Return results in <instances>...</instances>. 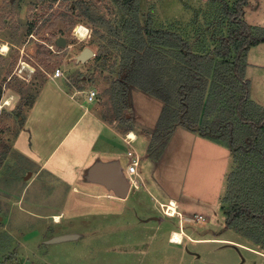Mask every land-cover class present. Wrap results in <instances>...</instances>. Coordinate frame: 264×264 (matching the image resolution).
<instances>
[{
	"label": "rangeland",
	"instance_id": "obj_1",
	"mask_svg": "<svg viewBox=\"0 0 264 264\" xmlns=\"http://www.w3.org/2000/svg\"><path fill=\"white\" fill-rule=\"evenodd\" d=\"M235 1L138 0L139 17L142 24L151 17L153 29L181 33L196 52L204 53L219 46L227 35L232 26L227 14ZM77 2L88 5L89 16L74 7ZM243 18L255 34L264 36V0H248ZM127 19L117 0H0V233L13 236L9 250L17 251L16 259L5 264H264V251L228 229L222 238L262 253L228 240L189 242L175 248L163 238L167 225L180 233L190 229L200 237L212 238L223 232L220 196L224 184L216 193L214 182L208 192L195 188L192 194H185L190 191L186 186L190 175L185 183L181 168L173 167L172 152L159 162L148 156L164 103L134 85L128 87L124 100L115 83L122 78L120 50L110 42L118 36L109 31L107 22L120 27ZM81 25L88 30L85 39L75 32ZM61 35L67 46L56 45ZM4 44L8 46L5 52ZM86 46L95 53L102 51L101 57L77 61ZM249 51L246 78L250 87L252 82L254 97L264 103V42ZM56 68L64 74L54 79ZM89 88L98 93L91 110L110 128L76 105L87 99ZM124 102L128 105L119 114ZM138 126L147 129L150 139L142 137L134 145L141 158L138 169L142 180L133 184L126 202L108 197L107 190L94 182L78 181L82 168L97 157H108L104 150L111 145L101 140V135L122 155L119 163L126 173L129 147L117 132L125 136ZM32 162H46V170L61 168L63 180L74 179L72 186ZM167 193L178 195L191 218L178 214L176 201L177 216L168 219L158 202L160 198L167 203L170 199L163 198ZM56 209L65 213L60 223H54L52 216L32 214L45 215ZM194 215L204 219L196 220ZM156 217L162 218L163 229ZM137 220L140 224L132 225ZM62 231L81 237L48 242L50 235ZM185 248L200 252L201 258L191 256Z\"/></svg>",
	"mask_w": 264,
	"mask_h": 264
},
{
	"label": "trees",
	"instance_id": "obj_2",
	"mask_svg": "<svg viewBox=\"0 0 264 264\" xmlns=\"http://www.w3.org/2000/svg\"><path fill=\"white\" fill-rule=\"evenodd\" d=\"M117 3L128 19L120 27L107 24L120 38L110 42L120 50L122 78L115 83L121 96L125 100L128 87L134 85L164 103L148 156L155 160L161 157L177 126L230 148L232 167L220 204L225 228L263 252L264 106L251 98L245 60L252 47L264 42V36L255 34L254 27L243 18L248 0L235 1L227 14L232 24L227 35L219 46L204 53L196 52L175 30L153 29L151 17L142 24L138 0ZM74 7L89 16L88 5L77 2ZM101 52H96L97 59ZM126 105L124 102L119 114ZM126 117L130 118L129 112ZM12 241L9 232L0 233V264L16 259L17 251L9 250Z\"/></svg>",
	"mask_w": 264,
	"mask_h": 264
},
{
	"label": "crops",
	"instance_id": "obj_3",
	"mask_svg": "<svg viewBox=\"0 0 264 264\" xmlns=\"http://www.w3.org/2000/svg\"><path fill=\"white\" fill-rule=\"evenodd\" d=\"M251 98L255 102L264 106V103H262L261 101H259L257 98L254 97L252 82H251ZM96 100H97V98H96ZM96 100L90 102L87 99H85L83 102H75V103H77L76 105L79 104V106L84 108L85 112H88V113L91 112L94 119H96V121L98 123L100 122L104 127L110 128L109 126H107L105 121L100 116H98L97 114H95L91 110V108H92L91 104L94 103ZM111 130H113V129L111 128ZM132 131L135 132V135L137 137L133 143V147L135 144H137L140 141V139L142 137H145L147 140L148 137L145 134V133H147V129H144V128L138 126V127L133 128V129H129L128 132H132ZM117 133L119 134V136L123 140V142H125L124 141L125 136L124 135L122 136L121 133H119V132H117ZM100 137H101V140L107 141L111 145V147L108 148L107 151L104 150L105 154H108V157H104L105 159H103L101 157H97L91 164L82 168V170L78 173L80 178H79V180L78 179H76V180H78L80 183L86 182L88 184H90L91 182H94L96 185L103 186L107 190L106 193H108L107 194L108 197L126 202V200H128L130 198V195L132 193V189H133L134 185H130V188L128 190L126 197H120L116 194V192L112 188H109L106 184L99 182V181H93V180L89 179V172L95 164L97 165V164L117 163L120 166L119 161L121 160L122 155L116 151L115 145L112 144L111 141L109 142L107 139H104L105 137L102 139V135ZM149 139L150 138H148V140ZM128 147H129V145H128ZM129 149H130V147H129ZM168 151L172 152V157L174 160L173 167H177L178 169L181 168L180 172L183 173V176H185L183 179L185 183L187 182L186 179L188 177V174L190 175V181L187 182V185H186L188 188H190V191L186 192V190H185V194H187V193L189 195L192 194L195 191V188L200 189V190H206V192H208L209 188L211 186H213L214 182H216L215 193H216V189L219 190L220 187L223 186V184H224V191L226 190L227 175L230 172L231 167H232V154H231L230 148L204 137L203 135H201L197 131L190 130L184 126H177L173 130V133L170 137V140H169L168 144L166 145L161 157L157 160H155V159H152V160L154 162L161 161V159H163L166 156ZM29 160H30V158H29ZM140 160H141V158H140ZM30 161H32V160H30ZM129 162H130V158H129L128 163ZM32 163L34 165H36L40 170L46 171V172L58 177L60 179V181L67 183L69 186H72L74 179L72 178L73 180L72 179L63 180V178L59 174L62 172L61 168H59L58 171L56 169H55L56 171H52L50 169L46 170L47 169L45 167L46 162L42 163L41 165L36 164L35 162H32ZM138 171H139V169H138ZM139 174H140V171H139ZM125 175H126V173H125ZM195 178H197L199 180H195ZM224 178H225V181H224ZM200 179H202V180H200ZM140 180H142L141 174H140ZM194 184L199 185V187H196ZM180 185H185V184L180 182ZM184 188L185 187H182V189H184ZM26 190L28 191V188H26L24 190V193L26 192ZM57 191H58V189L56 190V192ZM224 191H223L222 195L220 196L221 199H222V196L224 195ZM24 193H23V195H24ZM98 194H99V196H101L102 193H98ZM183 195H184V193L180 196H183ZM220 197H218V199ZM163 198L168 199V200L170 199V200L177 201V203L179 204V214L182 216L191 218L190 217L191 215H188L186 213L187 210L182 209L178 195H171V194L167 193L166 195H163ZM158 202H160L159 204L164 203L160 198L158 199ZM28 211L30 212L29 209H28ZM32 214L37 216V217H40V218H50L51 216L54 218L55 215L56 216L59 215L60 216L59 220H56L54 218L55 219L54 223L62 222V219L64 218V215H65L63 210H60V212H59L58 209H56L55 211L49 210V212L45 215L41 214V213H36V214L32 213ZM196 214H198V213H196ZM175 216H177V215H175ZM175 216H167V217H168V219H170V218H174ZM199 216H201V215H194L196 220L201 219V218H199ZM155 221L158 222V224H159L158 227L160 229H163L164 224L161 223L162 218L159 219L158 217H156ZM138 222H141V221L137 220V222H134L132 225H139L140 223H138ZM143 224L146 225L145 221L143 222ZM224 224H225V222H224ZM182 227H183V223H182ZM182 227H179V228H182ZM228 230L234 231L232 229H228ZM176 231H178V230L175 227H168V225H167L166 231L163 229V232H165L163 235V238L167 239L166 243L168 245H171L172 247L175 246V248H179V246L184 247L185 245H187V243L189 245V242L190 243L192 242L195 244H205V243H209L211 241L226 242V240H228L229 242H232L233 244L240 245L242 248L248 247L255 252H258L260 254L262 253V252L255 250L249 246H246L245 244L243 245V243H239L238 241L231 240L228 238H222L221 234L227 233L226 228L224 229L223 232L217 233V235H215L212 238L207 237V235H205V237L204 236L203 237L197 236L190 229H187V231L183 230L181 232L182 233V240L179 242L178 241L176 242L172 239V235ZM178 232H180V231H178ZM68 233H73V231H62V233L60 232L58 234H52V235H50V237H52L54 235L58 236L59 234L62 235V234H68ZM235 233L238 234L237 232H235ZM75 234H78V233H75ZM79 236L81 237L80 234H78V237ZM238 236L240 238H243L239 234H238ZM75 239H78V238H75ZM185 250L187 252H189L191 254V256L201 258V256H200L201 254L198 251H189L188 248H185Z\"/></svg>",
	"mask_w": 264,
	"mask_h": 264
},
{
	"label": "water",
	"instance_id": "obj_4",
	"mask_svg": "<svg viewBox=\"0 0 264 264\" xmlns=\"http://www.w3.org/2000/svg\"><path fill=\"white\" fill-rule=\"evenodd\" d=\"M58 47L67 46V40L64 36H59L56 41ZM96 55L93 48L86 46L80 54L77 55V61L85 62L88 59ZM89 179L93 181H99L106 184L109 188H112L116 194L120 197H126L128 190L130 188V183L122 171L120 166L117 163H108V164H95L90 172ZM78 237V234L68 233L58 236L51 237L48 242H61L65 240H71Z\"/></svg>",
	"mask_w": 264,
	"mask_h": 264
},
{
	"label": "built area",
	"instance_id": "obj_5",
	"mask_svg": "<svg viewBox=\"0 0 264 264\" xmlns=\"http://www.w3.org/2000/svg\"><path fill=\"white\" fill-rule=\"evenodd\" d=\"M64 74L63 70L61 68H56L53 72L52 78H60ZM87 100L92 102L96 100L97 98V90L95 88H89L87 91ZM136 135L132 136L131 132H127L124 141L129 145L130 149L127 151V154L130 158V162L128 163L126 167V177L130 183V185L135 184L138 181V178H140V174L138 171V165L140 162V157L138 152L134 149L133 143L136 140ZM164 213L168 216H175L178 213V204L174 200H170L167 203H161ZM179 214V213H178ZM199 218L203 219L202 216H199Z\"/></svg>",
	"mask_w": 264,
	"mask_h": 264
},
{
	"label": "bare ground",
	"instance_id": "obj_6",
	"mask_svg": "<svg viewBox=\"0 0 264 264\" xmlns=\"http://www.w3.org/2000/svg\"><path fill=\"white\" fill-rule=\"evenodd\" d=\"M87 28L85 27V26H83V25H81V26H77L76 27V29H75V32H76V35L79 37V38H81V39H85V37L87 36ZM7 49H8V46L7 45H5L4 44V46L2 47V50L5 52V51H7ZM131 135L132 136H135V132L134 131H132L131 132ZM59 218H60V216L59 215H55V219L56 220H59ZM172 239L174 240V241H181L182 240V233H180V232H178V231H176L175 233H173V235H172Z\"/></svg>",
	"mask_w": 264,
	"mask_h": 264
}]
</instances>
